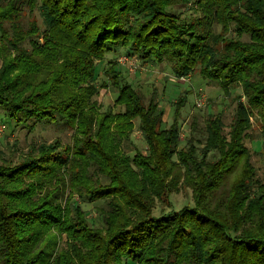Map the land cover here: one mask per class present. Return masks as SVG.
<instances>
[{
    "label": "trees",
    "instance_id": "1",
    "mask_svg": "<svg viewBox=\"0 0 264 264\" xmlns=\"http://www.w3.org/2000/svg\"><path fill=\"white\" fill-rule=\"evenodd\" d=\"M123 49L240 88L229 131L210 113L180 148L187 93L166 126L156 91L106 62ZM110 87L117 111L96 99ZM0 111L72 132L17 162L16 143L0 148V264H264V182L245 145L254 118L264 154V0H0ZM179 188L194 205L153 216ZM77 200L99 204V225Z\"/></svg>",
    "mask_w": 264,
    "mask_h": 264
},
{
    "label": "rangeland",
    "instance_id": "2",
    "mask_svg": "<svg viewBox=\"0 0 264 264\" xmlns=\"http://www.w3.org/2000/svg\"><path fill=\"white\" fill-rule=\"evenodd\" d=\"M107 61L117 62L118 71L122 72L121 83H131L139 88L148 100L153 91L157 93V99L164 111V121L166 126L173 121V103L181 93H187L185 106L182 108L180 116L181 124V143L180 148L185 146L186 140L191 135L190 124L197 119L198 129H202L209 114L222 113L226 124V132L229 131L232 117L236 108V100L241 95L242 90L237 88L226 96L219 87L208 84L204 81L199 71H195L189 77L176 78L168 63L154 65L141 63L135 57H128L126 51L119 50L117 54H109ZM104 79L103 77L101 78ZM202 98L203 104L198 107L197 100ZM102 110H119L115 106L116 91L113 88L100 89L96 97ZM252 129L249 132L250 138L245 141V145L252 153V163L255 167L257 177L264 182V154L259 153L261 148L260 128L258 122L252 119ZM136 129L132 133L131 140L140 150H144L145 143L142 135ZM72 132L63 128L61 125L39 121L30 122L27 125H17L10 121L4 112L0 111V148L7 150L8 146L16 143L14 149V160L26 159V155L31 150V146L42 143L51 144L58 140L61 144L71 143ZM128 150V149H127ZM131 154V153H130ZM76 198L75 194H73ZM77 199V198H76ZM78 201V200H77ZM80 202V201H78ZM87 213L89 219H95L99 225L97 207L99 204L80 202ZM194 201L190 190L179 188L171 192L169 197L159 200L154 204L153 216L160 217L172 214L186 206H193Z\"/></svg>",
    "mask_w": 264,
    "mask_h": 264
},
{
    "label": "built area",
    "instance_id": "3",
    "mask_svg": "<svg viewBox=\"0 0 264 264\" xmlns=\"http://www.w3.org/2000/svg\"><path fill=\"white\" fill-rule=\"evenodd\" d=\"M202 104H203L202 98L199 97V99L197 100V104L196 105L198 107H200V106H202Z\"/></svg>",
    "mask_w": 264,
    "mask_h": 264
}]
</instances>
